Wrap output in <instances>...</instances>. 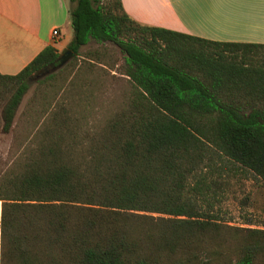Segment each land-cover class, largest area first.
<instances>
[{
    "label": "trees",
    "instance_id": "trees-1",
    "mask_svg": "<svg viewBox=\"0 0 264 264\" xmlns=\"http://www.w3.org/2000/svg\"><path fill=\"white\" fill-rule=\"evenodd\" d=\"M69 1L73 58L31 81L57 65L47 46L0 74L2 132L33 83L74 89L107 45L128 103L94 132L75 105L47 103L0 175V264H264V229L228 226L218 208L228 179L264 182V45L143 26L121 0ZM91 44L102 52L82 53ZM226 244L233 260H219Z\"/></svg>",
    "mask_w": 264,
    "mask_h": 264
},
{
    "label": "crops",
    "instance_id": "crops-1",
    "mask_svg": "<svg viewBox=\"0 0 264 264\" xmlns=\"http://www.w3.org/2000/svg\"><path fill=\"white\" fill-rule=\"evenodd\" d=\"M70 2V1H69ZM66 0H0V74L15 75L45 47L58 53L72 38ZM143 26L213 42L264 45V0H121ZM54 30L59 38L52 36Z\"/></svg>",
    "mask_w": 264,
    "mask_h": 264
},
{
    "label": "rangeland",
    "instance_id": "rangeland-1",
    "mask_svg": "<svg viewBox=\"0 0 264 264\" xmlns=\"http://www.w3.org/2000/svg\"><path fill=\"white\" fill-rule=\"evenodd\" d=\"M70 7L69 0L64 5ZM70 32L72 29L68 26ZM105 55L99 60L102 63L91 65V70L79 76L74 89H48L33 83L23 97L16 114V126L10 133H3L0 123V175L7 170L26 146L25 140L31 134L34 124L42 119L41 112L54 103L72 104L79 115L84 118L80 130H98L117 111L128 103L130 85L122 72L123 58L113 46L107 45ZM102 48L94 44L82 50V53ZM46 93V97H45ZM224 197L220 204L221 220L228 226L239 228L264 229V182L252 174L239 175L228 179ZM230 245L226 244L219 254L233 260L229 253ZM211 264H216L215 261Z\"/></svg>",
    "mask_w": 264,
    "mask_h": 264
},
{
    "label": "water",
    "instance_id": "water-1",
    "mask_svg": "<svg viewBox=\"0 0 264 264\" xmlns=\"http://www.w3.org/2000/svg\"><path fill=\"white\" fill-rule=\"evenodd\" d=\"M72 58H73V53L70 50L63 51L56 60L57 62L56 66L52 65L49 68H45L39 71L37 74H35L32 77L31 81H36L52 72L57 71L58 69L63 67L67 62H69Z\"/></svg>",
    "mask_w": 264,
    "mask_h": 264
},
{
    "label": "built area",
    "instance_id": "built-area-1",
    "mask_svg": "<svg viewBox=\"0 0 264 264\" xmlns=\"http://www.w3.org/2000/svg\"><path fill=\"white\" fill-rule=\"evenodd\" d=\"M52 36L55 40H57L59 38V32L57 30H54Z\"/></svg>",
    "mask_w": 264,
    "mask_h": 264
}]
</instances>
